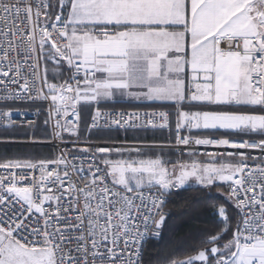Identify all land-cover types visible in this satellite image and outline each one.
Wrapping results in <instances>:
<instances>
[{
	"label": "snow or ice",
	"instance_id": "obj_1",
	"mask_svg": "<svg viewBox=\"0 0 264 264\" xmlns=\"http://www.w3.org/2000/svg\"><path fill=\"white\" fill-rule=\"evenodd\" d=\"M0 264H264V0H0Z\"/></svg>",
	"mask_w": 264,
	"mask_h": 264
},
{
	"label": "trees",
	"instance_id": "obj_2",
	"mask_svg": "<svg viewBox=\"0 0 264 264\" xmlns=\"http://www.w3.org/2000/svg\"><path fill=\"white\" fill-rule=\"evenodd\" d=\"M162 139V137H157ZM18 148L9 147V151ZM223 200L215 190L211 194L205 190H181L169 197L165 212L169 218L165 225L160 240H150L148 255L158 256L162 252H183L195 246L204 234L214 231L218 227V217L209 203L211 197Z\"/></svg>",
	"mask_w": 264,
	"mask_h": 264
},
{
	"label": "built area",
	"instance_id": "obj_3",
	"mask_svg": "<svg viewBox=\"0 0 264 264\" xmlns=\"http://www.w3.org/2000/svg\"><path fill=\"white\" fill-rule=\"evenodd\" d=\"M42 117H43V115H41L39 118H37L36 117V113L35 112H31V113L28 114V117L27 118L28 119H37V122L39 123V121L41 120ZM148 244H149V242H148Z\"/></svg>",
	"mask_w": 264,
	"mask_h": 264
},
{
	"label": "rangeland",
	"instance_id": "obj_4",
	"mask_svg": "<svg viewBox=\"0 0 264 264\" xmlns=\"http://www.w3.org/2000/svg\"><path fill=\"white\" fill-rule=\"evenodd\" d=\"M43 119V117L41 118V120ZM182 190H185V189H182ZM181 191V190H180ZM218 195H219V193H218ZM220 196V195H219ZM222 199H224L222 196H220ZM169 199V198H168Z\"/></svg>",
	"mask_w": 264,
	"mask_h": 264
}]
</instances>
